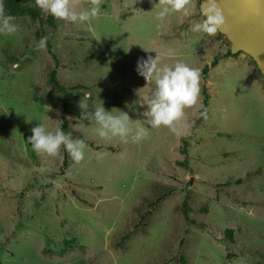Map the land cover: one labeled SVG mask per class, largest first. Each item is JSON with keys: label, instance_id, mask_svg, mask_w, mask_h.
Masks as SVG:
<instances>
[{"label": "rangeland", "instance_id": "obj_1", "mask_svg": "<svg viewBox=\"0 0 264 264\" xmlns=\"http://www.w3.org/2000/svg\"><path fill=\"white\" fill-rule=\"evenodd\" d=\"M72 3L77 13L90 6ZM191 3V16L160 21L158 0H102L88 21L51 26L45 11L35 25L14 17L17 32L0 35V264H264V79L246 54L227 56L219 32L193 31L204 17ZM35 27L57 63L36 47L45 36L35 39ZM142 47L171 51L161 66L200 70L188 135L150 127L141 97L153 98L155 84L136 71ZM52 70L71 93L67 113ZM101 104L148 135L100 137ZM63 116L70 139L92 143L79 163L67 152V166L62 148L50 157L28 143L32 128L54 130Z\"/></svg>", "mask_w": 264, "mask_h": 264}, {"label": "clouds", "instance_id": "obj_2", "mask_svg": "<svg viewBox=\"0 0 264 264\" xmlns=\"http://www.w3.org/2000/svg\"><path fill=\"white\" fill-rule=\"evenodd\" d=\"M4 2L5 0H0V35H11L17 32L18 25L14 22V17L5 13ZM35 2L37 7L56 19L72 23H82L98 16L102 7V0H90V6L77 13L72 0H35ZM158 4L161 5V10L156 19L160 21L164 20L170 12H182L185 17L193 13L191 0H158ZM201 15L204 17L203 22L195 23L194 32L213 36L226 25L224 12L217 0H207V6L202 8ZM46 41L47 37L41 38L36 47L44 49ZM143 50L147 56L138 60L136 71L146 83L154 81L155 86L153 98L141 97L139 94L138 96L148 104L147 116L150 117L148 121L150 127L166 126L178 136L188 135L191 124L186 120L185 109L193 107L198 102L200 70L180 61L173 65L161 66V61L172 55L171 51L157 52L145 48ZM153 51L155 56L151 55ZM81 106L86 107V105ZM201 115H206V110ZM94 119L100 126L96 129L100 137L118 135L123 138L134 130L135 134L131 136V139L133 142H138L148 135L145 127L138 124L133 129L129 125L127 113L112 115L104 109L102 104L96 107ZM31 132L28 143L37 154L54 157L63 146L76 163L84 159L85 142L70 139V134L65 133L61 127L46 130L43 124H38L31 129Z\"/></svg>", "mask_w": 264, "mask_h": 264}, {"label": "water", "instance_id": "obj_3", "mask_svg": "<svg viewBox=\"0 0 264 264\" xmlns=\"http://www.w3.org/2000/svg\"><path fill=\"white\" fill-rule=\"evenodd\" d=\"M217 2L226 18L225 27L218 32L229 42L230 53L242 52L249 56L264 78V0ZM206 6L207 0L198 1L200 13Z\"/></svg>", "mask_w": 264, "mask_h": 264}, {"label": "trees", "instance_id": "obj_4", "mask_svg": "<svg viewBox=\"0 0 264 264\" xmlns=\"http://www.w3.org/2000/svg\"><path fill=\"white\" fill-rule=\"evenodd\" d=\"M197 2H198V0H197ZM4 11H5V13L7 15H10L12 17H24V16H26V17H28L30 19V21L34 25H35L36 21H38V20L41 21V17L45 13V11H43L41 8H39V7L36 6L35 0H5V2H4ZM197 13H198V15L202 16L200 12H197ZM46 20H47L48 24L51 25V26H54L55 23L59 21L58 19H56L55 17H53L48 12L46 13ZM41 32L44 33L43 36H45V37L48 36L47 33L43 29H39L38 27H35V33H34L35 39L40 38ZM228 45H229V43H228ZM46 48H47L48 52L50 53L51 57H53V59L57 63V58L53 54V52L51 50V44H50V42L48 40L46 41ZM230 54L231 53L228 52V55L227 56H229ZM250 60H251V62H253L251 58H250ZM217 63H218V57L214 58L211 61V65L212 66H215ZM253 64H254V62H253ZM204 71L206 72V68L204 69ZM257 72L260 73L258 69H257ZM55 75H56V71H54V70L50 71L48 73L47 80H48L49 83H52L56 87V89L58 91H60V92L63 93L61 110H62V113H67L68 112V99H69L71 93L65 91V88L64 87H62L59 84H57V82L55 80ZM204 96L205 97H204V100H203V107L199 110V115H200L201 118L205 116V115H201V113H204L205 112L206 106L208 105V102L206 100L207 94L205 92H204ZM60 127L62 128V130L65 133H68V134L73 133V131L70 129V127L68 125V121L65 119L64 116L61 118ZM76 136H77V138L79 140H83V141H85V142H87L89 144H92V143L88 142L81 134H76ZM187 145H188L187 143H184V147L182 148V152L183 153H186V147H187ZM61 148H62V151L64 153L63 154L64 155V158L62 160V165L63 166H67L68 165L67 151L64 149L63 146H61ZM234 182L235 183H240L241 182V179L240 178L239 179H236ZM185 211H186V206L184 208V212ZM224 234L228 237L229 240H232L233 241V238H232V235H231L232 234L231 230L226 229ZM182 260H184V259L181 256L180 257V261L182 262Z\"/></svg>", "mask_w": 264, "mask_h": 264}, {"label": "bare ground", "instance_id": "obj_5", "mask_svg": "<svg viewBox=\"0 0 264 264\" xmlns=\"http://www.w3.org/2000/svg\"><path fill=\"white\" fill-rule=\"evenodd\" d=\"M253 6H254V4H253ZM256 8L258 9V6H256L255 9H256ZM252 10L254 11V9H252ZM263 16H264V15H263ZM226 40H227V39H226ZM235 54H236V53H235Z\"/></svg>", "mask_w": 264, "mask_h": 264}]
</instances>
